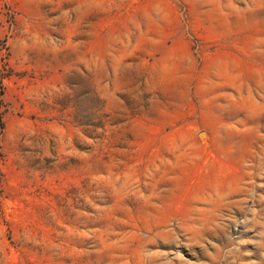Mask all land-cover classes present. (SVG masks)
<instances>
[{"label":"rangeland","instance_id":"1","mask_svg":"<svg viewBox=\"0 0 264 264\" xmlns=\"http://www.w3.org/2000/svg\"><path fill=\"white\" fill-rule=\"evenodd\" d=\"M0 264H264V0H0Z\"/></svg>","mask_w":264,"mask_h":264}]
</instances>
